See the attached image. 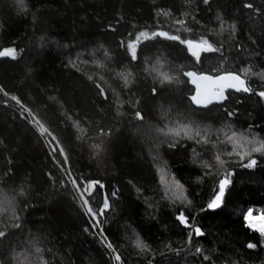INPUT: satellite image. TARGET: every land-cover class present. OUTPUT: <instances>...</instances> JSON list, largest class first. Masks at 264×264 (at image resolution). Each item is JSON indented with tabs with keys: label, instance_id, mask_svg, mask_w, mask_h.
<instances>
[{
	"label": "trees",
	"instance_id": "16d2710c",
	"mask_svg": "<svg viewBox=\"0 0 264 264\" xmlns=\"http://www.w3.org/2000/svg\"><path fill=\"white\" fill-rule=\"evenodd\" d=\"M190 72L248 91L200 108ZM247 207L264 0H0V264H264Z\"/></svg>",
	"mask_w": 264,
	"mask_h": 264
},
{
	"label": "water",
	"instance_id": "95a60500",
	"mask_svg": "<svg viewBox=\"0 0 264 264\" xmlns=\"http://www.w3.org/2000/svg\"><path fill=\"white\" fill-rule=\"evenodd\" d=\"M187 77L189 84L194 89L192 100L200 108L224 101L226 99V92L248 91L244 77L235 72L216 75L190 72ZM218 203L221 204V202Z\"/></svg>",
	"mask_w": 264,
	"mask_h": 264
},
{
	"label": "built area",
	"instance_id": "2783aa9c",
	"mask_svg": "<svg viewBox=\"0 0 264 264\" xmlns=\"http://www.w3.org/2000/svg\"><path fill=\"white\" fill-rule=\"evenodd\" d=\"M243 221L247 227L262 235L264 245V231L261 230V226L264 225V213L260 210H254L252 207H247L243 215Z\"/></svg>",
	"mask_w": 264,
	"mask_h": 264
},
{
	"label": "snow or ice",
	"instance_id": "6c2138e0",
	"mask_svg": "<svg viewBox=\"0 0 264 264\" xmlns=\"http://www.w3.org/2000/svg\"><path fill=\"white\" fill-rule=\"evenodd\" d=\"M256 150H259V149H256ZM255 163H256V161L255 160H252L250 162V164L248 165V167H251ZM228 183H229L228 180H221L220 181V184H219V189H220L219 190V193L215 196V198L211 201V203H209L208 209H210V210H216V209H218L221 206V204L218 203V202H221L222 201V198L225 195L226 185ZM177 187H179V185H177ZM180 219L183 221L184 220V217H180ZM261 230L264 231V225L261 226ZM248 247L249 248H253L254 245L253 244H249Z\"/></svg>",
	"mask_w": 264,
	"mask_h": 264
}]
</instances>
